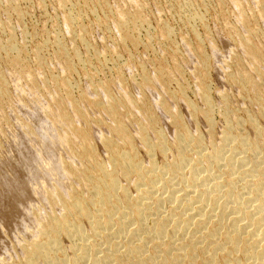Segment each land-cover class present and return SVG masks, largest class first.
<instances>
[{
  "label": "bare ground",
  "instance_id": "6f19581e",
  "mask_svg": "<svg viewBox=\"0 0 264 264\" xmlns=\"http://www.w3.org/2000/svg\"><path fill=\"white\" fill-rule=\"evenodd\" d=\"M59 2H62L64 5L63 7L66 8L68 2ZM84 2H86V8H91L90 0H85ZM8 3L9 2H7V4ZM233 3L238 7V10L239 8H241V10L243 9V0H233ZM213 4H215V2ZM17 7L18 6H16V8ZM190 7L192 8V6ZM190 7L186 6V8L189 9V12ZM116 9L118 10V8ZM116 9L115 11H117ZM192 9L195 10L194 7ZM97 11L98 10L95 12L97 13ZM118 11V17L114 19L113 24L115 25L117 33L118 31L120 32V34H118L119 37L121 35L124 42H128L129 40L136 42L137 40L134 38V34L132 35L129 29L133 27L136 28L137 31L136 26L141 18L139 16H124L125 14L118 13ZM186 11L188 12V10ZM85 12H87L86 9ZM241 12L243 13V10ZM241 12H239L240 15H242ZM258 12H260V9L259 11L257 10V13ZM14 13L16 14V12ZM20 13L22 15V11H20ZM84 14V10H70L66 15L63 14L65 17L63 18V21L69 26L67 29L71 28L73 32L75 28H79L81 21H83ZM261 14L262 13L260 12V16ZM262 15L264 18V13ZM201 16H203V14ZM201 16L197 14L186 18L185 15L186 19L182 22L187 21L189 23L191 21L196 22L195 20L202 21L201 18L203 17ZM240 18L241 23H243L240 24L249 31L251 29L250 24L252 21L243 16ZM145 20L147 19H144V22H146ZM95 24L97 23L95 22ZM64 29L66 30V28ZM162 30L164 37L169 40L175 35L173 30L168 28H163ZM136 31L135 33H138ZM107 32L109 33V31ZM193 33L196 37V44H199L200 47V44L202 43L201 40L203 39H201L202 37H199L196 30H194ZM73 35L74 34H72V37ZM204 35H206V33ZM64 36L62 38H64ZM54 37L56 36L54 35ZM60 38H57L56 40V47L59 51L58 56L64 63L66 70L68 72H73L75 70L74 62L76 61L84 64V61L79 55L80 53L78 54L75 51L72 52L65 48L63 45V42L65 41L63 40L62 42V38ZM263 38L262 40L264 42ZM182 39L184 38L182 37ZM208 39L210 40L211 38L208 37ZM227 39L228 38H226V40ZM7 40H9V38ZM228 40L230 42V39ZM236 42H238L239 46L243 48L245 55L243 54L244 57L242 56V58H238V62L243 68L239 71L237 70L238 72L236 75L234 74V76H231V81L237 85L239 84V88L242 92L251 96L249 100L251 99L255 114L254 117H248L245 120L238 119L231 114L232 110L229 105V97L223 93V97L220 96L222 97L221 103L219 99L217 105L222 104L225 106V108H223L225 109L223 115L225 116L227 124L226 127L224 126L225 124L223 125L225 128H222L224 131H222V137L219 140L214 136L215 125L213 115L215 110L217 111L222 108L215 109L217 106L214 105V101L211 99L213 95H210L211 84L209 85L205 79L200 83L199 88H197L199 89V94L197 95L201 98L202 107L196 105V103L194 104V102L191 103L187 99L186 93L188 91L186 92L183 87H180L178 92L176 91L177 94L170 96L175 100L176 104L178 103L180 106H184L185 110H188L190 119L194 118L206 121L208 127H210L208 140L201 136L198 130L199 127L196 125H194L195 127L193 130H190L189 126L183 121L182 116L177 110L178 105L176 107L172 101L171 104L173 103L175 107L173 105L171 106L166 98L163 97L156 106L159 107L164 115L169 118L170 121H168L172 122L175 132L173 130V138H170L171 135L168 137L165 132L160 131L161 129L158 130L159 122L155 116L154 107H144L145 105L142 103V100L145 96L144 91H150V89L156 87L154 84L159 85L160 82L163 83L166 81L167 76H165V71L163 69L157 71L156 74L153 73L154 71L143 72V75L140 76L143 77V81L141 84L140 82H137L139 83L138 86L135 85L137 88L134 86V89H137L139 92L137 98L126 94L123 92L124 90L121 92L126 98H118L114 95L116 93L113 92V94L111 92L114 90L115 86H118V83L119 86L123 84V78L119 75L115 81L107 83L102 82L100 86L93 89L95 93L104 95L102 96L103 100L105 99L104 102H102L101 99L100 101L90 102L91 106L102 111L104 113L103 115L106 114L108 117V119H106L107 121L109 120V122H105V120L95 122L100 126H105L109 131L108 137L102 136L99 138L104 146L103 149H106L107 152H105L106 154L104 153L106 155L105 157H107V154L109 155L107 160L101 161V156L99 158V153L97 151L96 139L92 136L90 129L91 125L92 127L94 125L91 120L88 119L89 116L86 111H84V107L81 108V105L83 104H80V101L76 99L77 97L74 98L75 96L73 97L71 94L72 86L70 82L68 83L65 81L64 83H60V85L57 86L58 89H63L67 96L64 98H61L63 96H57L60 97L55 100L56 111L58 110V112H54L56 115L55 117H52L53 122H51L53 124L61 126L64 124L67 126L64 128V133L60 135V139L68 146V148L80 145L79 147H81V149H76L80 152L78 151L76 154L79 155L82 165L78 164L79 168L73 164L64 165L62 163L58 165L63 171L62 174L69 177L68 179L71 178L76 180L79 187L76 186L78 185L76 184V187H72V192H69L68 194L62 192L59 188L49 191L46 194V200L49 202L48 204L51 207V212L49 215H46V217H48L46 221L38 224L39 228L37 233L40 238L28 242V244L26 243L23 247V249H25V257H23V261L13 264H264L263 59L261 58L260 48L254 40V31L251 32L249 37H243ZM144 44H146V42ZM187 46L188 45H186V47ZM209 46L213 48L212 50L215 49L213 43H210ZM5 50L6 52H9L7 53L8 56L5 58H7L10 65L17 67L22 63L26 52H24V48H18L17 45L11 41ZM159 50L160 48H158V51ZM0 52L5 51L1 50ZM53 53L55 55L56 52ZM95 53H99L98 61L102 64L107 63L108 60L110 61V59L105 58L106 56L103 55L104 57H102V55H100L101 52L95 51ZM190 55L193 56V53ZM198 55L202 60L201 71H205L209 65L210 59L208 58V55L207 57L204 54ZM111 56L114 57L113 55ZM33 59L35 58L33 57ZM36 61H39V59ZM124 65L127 66V64ZM130 65L133 64L131 63ZM176 65L179 66L177 62ZM247 65H249L252 70L248 71L245 68ZM195 66L198 67V62ZM133 67L134 66H130L129 68ZM108 68L110 69V66ZM229 69L227 71H231ZM126 71L128 70L126 69ZM132 71H134V69ZM194 71L192 72L193 74ZM24 72L26 73V71ZM1 73L2 72H0V98H3L6 97V88L3 85ZM83 76L85 78L86 75ZM192 77L194 79L196 77L198 78V76L194 77L193 75ZM197 78L195 79L196 81H198ZM105 79L107 80V78ZM135 82L132 83L135 84ZM162 88L161 90L163 91ZM86 89L87 88H85V90ZM120 89L122 88L120 87ZM77 90H79L78 87ZM237 90L239 91V89ZM86 93L88 94V92ZM86 93L83 95L82 100L86 99ZM96 97L97 96H95V98ZM95 98L93 97V99ZM96 99H98V97ZM68 107L71 108L73 112H71V109H68ZM137 115L141 116L142 119H137ZM132 117L133 119L131 120L130 118ZM163 118L165 119L164 116ZM78 120L86 125V127L80 126ZM129 120H131L130 122H133H129L130 124H135V126L132 125V127H135L134 129H136L135 131L132 129L135 134H131L130 132L131 125L127 122ZM190 121H192V119ZM208 127L206 126V128ZM246 127H248V129H246L247 133H244V128ZM219 134L220 131L218 132V135ZM47 139L45 135V142L43 143L47 144ZM137 144L139 147L141 146L145 153V157H143L144 154L141 156V153L139 154V151L137 152ZM155 151L161 153L165 160H167L162 166H158L155 163V160H153V152ZM71 153L72 152H70V154ZM73 156L74 155L72 154L71 157ZM79 158L77 160H79ZM77 163L79 162L77 161ZM57 168L60 169L59 167ZM49 171L53 172L55 169H50ZM71 179L68 181L71 182ZM167 204H170L169 209H166ZM40 218L42 217L40 216ZM38 220L40 221L41 219ZM39 221L36 220L38 223ZM65 241L66 243L64 244Z\"/></svg>",
  "mask_w": 264,
  "mask_h": 264
},
{
  "label": "rangeland",
  "instance_id": "374dc122",
  "mask_svg": "<svg viewBox=\"0 0 264 264\" xmlns=\"http://www.w3.org/2000/svg\"><path fill=\"white\" fill-rule=\"evenodd\" d=\"M17 1L18 0H0V51H5L0 52V62H3L0 63V72H2L1 77L3 85L6 88V97L0 98V264L20 263L19 261H23L22 259H24L23 257H25V249H23V247L26 245V243L28 244V242L35 240L36 238H40L37 233L39 228L38 224L43 221H46L48 218L46 217V215H49L51 212V207L48 204L49 202L46 200V194L49 191H53L59 188L62 192L68 194L69 192H72V187H79V184L76 180L70 178L72 181H68L70 180L68 179L69 177H66L62 174L63 171L58 165L62 163L64 165L73 164L78 168L79 165H82L79 155L76 154V152L81 149V147H79L80 145L71 146L68 148V146L60 139V135L64 133V128H66L67 126L64 124H62L61 126L52 123V117H55L56 115L54 114V112L56 111L55 100L57 98H60L61 96H63L61 98L67 96L66 92L63 89H58L57 86H59L60 83H64L65 81L68 83L70 82L72 86L71 94L73 95V97L75 96L74 98L77 97L76 99L80 101V104H83L81 105V108L84 107V111H86L87 115L89 116L88 119H90L92 124L94 125V129L92 125L90 129L92 136L94 137V139H96L97 151L99 153V158L101 156V161L107 160L109 155L107 154V157H105V154L107 152L106 149H103L104 146L100 142L99 138H101L102 136L108 137L109 131L105 126H100L95 122L99 120H105V122H109V120L107 121L108 117L106 114L103 115L104 113L99 109H96L91 106L90 102L100 101V99L102 102H104L105 99L103 100L102 97L104 95H99L95 93L93 89L100 86L102 82L107 83L110 81H115V79H117L119 75H121L120 77L123 78V84L119 86L118 83V86H115L114 90H112L111 92L116 93L113 94L116 95L118 98H126V96H124L121 92L124 90L123 92H125L126 94L137 98L139 96V92L137 91V89H134V86L139 85V83L137 82H140L141 84V82L143 81V77H140L141 75H143V72L154 71L153 73L156 74V72L161 69L165 71V76H167L166 81L163 83H159L161 87L157 84H154L156 86L154 87V89H150V91H144L145 96L142 100V103L145 105L144 107H154V113L159 122L158 130L161 129L160 131L165 132L168 137L171 135L170 138H173L172 135H174L175 128L173 127L172 122H169V118L164 115V113L159 109V107L156 106L162 99V97L166 98L167 102L171 106H174L175 104L177 107L178 105L177 110L182 116L183 121H185V123L189 126L190 130H193L195 127L194 125H196L197 127H199L198 130L201 136H203V138H205L206 140L209 139L210 127H208L206 121L194 118H191L192 121H190L191 119L188 110H185L184 106H180L178 103L176 104L175 100H173L170 96L177 94L179 88L183 87L186 92L188 91V94L186 93L187 99L191 103L194 102V104L196 103V105L202 107L201 98L197 95L199 94V89L197 88H199L200 83L204 81V79L206 82H208L209 85L211 84L210 95H213L211 99H213L212 101H214V105L217 106L215 109L225 108V106L222 104L217 105L219 101L221 103V98L224 95L223 93H225V95H228L229 97V105L232 110V115L242 120H245L248 117H254L255 110L253 105L251 104V99L249 100L251 96L247 95L246 93H243L242 90L239 88V84L237 85L236 83H233L231 81V76H234V74L236 75L237 72L243 68L242 66H240L238 58H242V56L244 57L245 55L243 48L240 47L238 42L236 41L243 37H249L252 31H254L255 43H257L260 48L261 58L263 59L262 70L264 72V42L262 40L264 34V18L262 15L264 13V0H243V13L241 12V8H239V10L241 11L238 10V7L235 6L233 0H90V7L92 9H88L85 7V0H59L68 2L66 4V8H64L63 3H60L58 0ZM7 2L9 3L7 4ZM214 2L215 4H213ZM72 3L74 4V6ZM92 5L95 7H93ZM16 6H18L17 8L19 10L16 8ZM138 6L141 9H139ZM181 6L184 11L182 10ZM186 6H192V8H195V10L190 7V12H192L190 13L189 9L186 8ZM258 7L260 9V12L262 13L261 16L260 12L257 13V10L259 11ZM114 8H118V10L120 8L119 11L117 9L116 10L118 11V13H122L123 15L125 14L124 16H139L141 18L140 22H138L136 26L137 31L136 28L133 27L129 29V31H131V34H134V38L137 40L136 42H132L130 40L128 42H124L121 38V35L119 37L118 34H120V32L118 31L117 33L115 25L113 24L114 19L118 17L117 11H115ZM85 9L87 12H85ZM185 9L188 10V12ZM70 10H84V13H87V16L85 14L83 15V21H81L79 28H75L73 32L71 28H69L71 30L67 29L69 26H67L63 21V18H65L64 15H66L67 12ZM96 10H98L97 13L95 12ZM20 11H22L23 17ZM102 11L104 14L102 13ZM14 12H16V14ZM239 12H241L242 15H240ZM196 13L199 16L203 14V16L201 17H203L204 19L201 18L202 21L195 20L196 22L191 21V19L190 21L193 24L191 22L188 23L187 21L182 22L185 21V19L187 17H190L191 15H197ZM242 16L252 21V23L250 24L251 29L249 31L247 28L241 25L243 24L240 20V17ZM144 19H147L145 20L146 22H144ZM95 22L97 24H95ZM64 28H66V30ZM163 28L173 30L176 36L174 35L172 38H170V41L162 34ZM62 29L65 31H63ZM134 29L138 33H135ZM194 30H196L198 32L199 37H202L201 39H203L201 40L202 43L200 44V47L199 44H196V37L193 33ZM67 31L70 32L68 33ZM107 31H109V33ZM205 33L209 36L207 35L206 37V35H204ZM72 34H74L73 37L75 38L72 37ZM160 34L163 38L160 36ZM54 35L56 37H54ZM63 36L64 38H62ZM182 37L184 39H182ZM208 37L211 38L210 40H212L213 42L210 41ZM8 38L9 40H7ZM57 38H60L62 42L63 40L65 41L63 42V45L68 50L72 52L75 51L78 54L80 53L79 55L84 61V64L75 61V72H68L65 68L64 63L58 56L59 51L56 47ZM226 38L230 39V42L228 39L226 40ZM148 40L150 43L148 42ZM207 40L209 41V43ZM11 41L14 42V44L17 45L18 48H24V52L26 51L24 54L23 61L19 65L20 67H14L10 65L7 58H5L8 56L7 53H9L8 51L6 52L5 49L11 43ZM145 42L146 44H144ZM2 43L4 46L2 45ZM163 43L166 46H164ZM210 43L214 44V50H212L213 48L210 47L211 45L209 46ZM186 45L188 46L186 47ZM188 47L190 51L188 50ZM158 48H160L159 51ZM210 48L213 52L210 50ZM95 51L101 52L100 55H102V57L106 56L105 58L110 59V61L108 60L107 63L102 64L98 61L99 53H95ZM215 51L217 52V54ZM53 52H56L55 55ZM88 52L90 53V55ZM189 53H193V56L197 60ZM198 54H204L206 57L208 55V58L210 59L209 65L205 71H201L202 60L200 59V56ZM111 55H113L114 57H112ZM33 57L36 60L39 59V61H36L35 59H33ZM122 61L124 64H127L128 67L125 66ZM173 61H176L179 66L176 65V62ZM118 62L121 64H119ZM197 62L198 67L195 66L197 65ZM131 63L133 65H130ZM94 66L97 70L94 68ZM107 66H110V69ZM130 66L134 67L129 68ZM249 67L250 66L247 65L245 68L248 71L252 70V68L250 67L249 69ZM223 68L226 71H224ZM226 68L231 71H227L228 69ZM126 69L128 71H126ZM131 69H134V71H132ZM24 71H26V73ZM193 71L194 74L192 73ZM94 73L96 76L94 75ZM169 73L172 74L170 75ZM83 75H86L85 78ZM192 75L194 77L198 76V78L196 77L198 81H196V78L194 79ZM105 78H107V80ZM93 80L96 82H94ZM132 82H135V84H133ZM77 87L79 90H77ZM120 87L122 89H120ZM85 88H87L88 90H85ZM161 88L163 89V91L161 90ZM190 89H192L193 91ZM237 89H239V91ZM90 91L92 94L90 93ZM86 92H88V94ZM85 93L86 99L82 100V97ZM95 96H97L98 99H96L97 97L95 98ZM93 97L95 99H93ZM172 101L174 104H171ZM68 109L71 108L68 107ZM222 109L217 111L215 110V113L213 115V121L215 125L214 136H216L218 140L222 137L221 134L222 131H224L222 130V128L224 129L227 124L225 116L223 115L225 109ZM95 110L97 111V113ZM70 111L73 112L72 109ZM56 112H58V110ZM221 113L224 117L221 115ZM235 113H237L238 115ZM163 116L165 117V119L163 118ZM130 119L132 120L133 117ZM137 119L141 120L142 118L141 116L137 115ZM131 120L127 122L129 125H131V134H135L134 131L136 129H134L135 127H132V125L135 126V124H130L133 123L130 122ZM78 124L82 127H86V125L82 124L80 120H78ZM206 126L208 128H206ZM246 129H248V127L244 128V133L247 131ZM219 131L220 134L218 135ZM45 135L46 139L48 138L46 140L47 144L43 143L45 142ZM136 147L138 148H136L137 152L139 151L138 153H141V156L144 154L143 157H145V153L143 152L141 146L139 147V145L137 144ZM71 150H73L74 153ZM70 152L72 153L70 154ZM72 154L74 155L73 157H71ZM78 158L79 160H77ZM153 160H155V163L158 166H162L165 162H167V160H165L162 154L156 151L153 152ZM77 161L79 163H77ZM57 167H59L60 169H58ZM50 169H55V171L51 172L49 171ZM73 180L77 183H75ZM169 205L170 204L166 205V209H169ZM40 216L42 218H40ZM35 219L37 221H39L38 219L41 220L38 223ZM65 243L66 241L64 242V244Z\"/></svg>",
  "mask_w": 264,
  "mask_h": 264
}]
</instances>
